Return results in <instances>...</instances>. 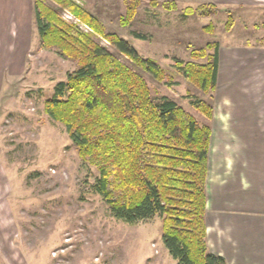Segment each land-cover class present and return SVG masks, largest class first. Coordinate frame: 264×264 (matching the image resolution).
Instances as JSON below:
<instances>
[{
  "label": "rangeland",
  "instance_id": "374dc122",
  "mask_svg": "<svg viewBox=\"0 0 264 264\" xmlns=\"http://www.w3.org/2000/svg\"><path fill=\"white\" fill-rule=\"evenodd\" d=\"M75 1L163 68L165 76L158 79L98 37L145 75L154 97L166 94L197 117L192 95L213 102L206 188L224 189L236 180L243 192L264 198V136L258 120L264 118V56L248 46L263 43L264 0H141L126 25L121 20L127 0ZM171 1L175 9L165 7ZM210 1L221 12L198 16L188 10ZM229 12L235 18L231 30ZM210 23L213 30L207 28ZM23 35L25 43L19 39ZM214 41L229 56L223 57L216 91L207 94L184 77L174 58L205 62L191 52ZM22 46L23 63L14 73L12 58ZM0 56L9 69L0 91V264H177L163 242L162 218L129 223L113 216L92 188L97 167L84 162L66 126L45 111V100L77 63L40 47L33 0H0Z\"/></svg>",
  "mask_w": 264,
  "mask_h": 264
},
{
  "label": "trees",
  "instance_id": "16d2710c",
  "mask_svg": "<svg viewBox=\"0 0 264 264\" xmlns=\"http://www.w3.org/2000/svg\"><path fill=\"white\" fill-rule=\"evenodd\" d=\"M127 2L124 25L133 20L141 0ZM164 4L169 9L177 6L174 1ZM188 10L211 16L221 12V6L210 1ZM33 19L40 47L55 49L77 63L55 85L44 108L66 126L84 162L97 167L92 188L111 214L129 223L159 215L164 245L177 264H229L210 250L207 239L213 102L192 95L197 117L166 94L154 97L145 75L115 56L98 37L158 79L165 76L163 68L107 31L96 15L75 0H33ZM234 24L229 12L227 29ZM207 28L213 30L212 23ZM191 55L206 61L175 57V65L204 93L212 94L218 84L219 41L195 48Z\"/></svg>",
  "mask_w": 264,
  "mask_h": 264
},
{
  "label": "crops",
  "instance_id": "0c3cea01",
  "mask_svg": "<svg viewBox=\"0 0 264 264\" xmlns=\"http://www.w3.org/2000/svg\"><path fill=\"white\" fill-rule=\"evenodd\" d=\"M24 38V35L19 37L25 43ZM262 38L264 36L260 39ZM248 46L259 48L260 50L257 51L259 56H264V42ZM14 49L16 51V47ZM23 49V46L18 49L12 58L15 60L14 73L18 71V68L23 63ZM223 49L220 45L218 84L223 57L229 54ZM231 58L234 59L233 57ZM2 60L0 56V91L3 87L6 73L9 70L7 68L8 65L4 64L8 60L5 62ZM244 120L243 116L239 119L242 123ZM258 120L261 121L259 127L262 130L261 136H264V118L260 119L259 117ZM242 134H245V129ZM216 186L211 188L210 185V188H207L206 222L210 250L224 256L229 264H264V229L263 224L258 223V221L264 223V198L251 196L248 195V192H243L236 180L234 182L231 181L224 189L219 185L218 187ZM249 212H259L263 213V215L256 216L249 214Z\"/></svg>",
  "mask_w": 264,
  "mask_h": 264
}]
</instances>
